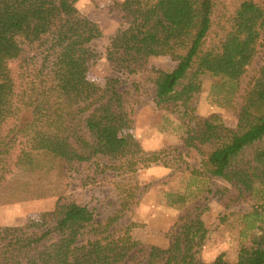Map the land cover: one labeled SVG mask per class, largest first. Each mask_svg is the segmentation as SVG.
<instances>
[{
    "label": "trees",
    "instance_id": "trees-1",
    "mask_svg": "<svg viewBox=\"0 0 264 264\" xmlns=\"http://www.w3.org/2000/svg\"><path fill=\"white\" fill-rule=\"evenodd\" d=\"M78 1L0 0V199L2 193L8 202L48 197L53 172L101 157L114 162L104 169L129 178L163 163L164 152L145 153L121 135L132 118L118 77L142 72L151 58L175 63L155 73V105L184 107L187 114L204 76L233 99L261 54L235 126L218 114L195 116L182 139L198 162L192 174L222 182L212 192L221 207L231 208L245 194L261 197L263 205L242 216L236 260L198 259L208 231L196 209L180 219L169 247L148 250L146 264H264V6L258 0H123L118 9L125 27L105 49L117 76L98 85L87 64L101 30L78 11ZM131 87L147 96L139 82ZM116 190L123 214L135 204L136 190L126 181ZM117 220L99 224L87 206L56 204L36 223L0 228V264H123L139 243L131 226L108 232ZM86 234L92 238L80 243Z\"/></svg>",
    "mask_w": 264,
    "mask_h": 264
},
{
    "label": "rangeland",
    "instance_id": "rangeland-1",
    "mask_svg": "<svg viewBox=\"0 0 264 264\" xmlns=\"http://www.w3.org/2000/svg\"><path fill=\"white\" fill-rule=\"evenodd\" d=\"M122 1L79 0L76 4L78 11L101 30L100 38L90 45L95 55L87 64L89 79L98 85L103 84L106 77L117 76L105 60V49L116 32L125 27L118 9ZM258 2L264 6V0ZM260 65L261 54L247 68L233 99L225 91L216 89L215 80L204 76L202 90L188 104L187 114L184 107L165 111L155 105L153 80L156 71H170L175 67L168 58L153 57L142 72L119 76L118 91L129 94L131 103L127 110L132 118V123L121 130V135L136 140L145 153L164 152L163 163L167 167L160 163L138 171L130 179L121 171L104 169L103 164L114 162L102 157L90 163L61 166L47 179L51 194L48 197L8 202L7 195L1 194L0 228L36 223L43 212L53 209L56 204L75 202L87 206L99 224L117 216L116 224L108 228L109 233L131 226V235L139 243V248L133 250L123 264H146L148 250L151 247H169L180 219L199 209L208 234L198 259L211 262L222 255L227 261L234 262L239 248L242 216L251 212L253 207H261V197L256 199L245 194L231 208L221 207L212 192L222 182L217 178L208 180L192 174L198 162L182 139L194 125L195 116L218 114L225 125L234 127L244 91ZM132 81L139 82L148 91L147 96L135 94ZM125 181L135 188L137 198L131 209L121 214L118 213L116 189L118 183ZM89 238L92 235L82 236L80 243Z\"/></svg>",
    "mask_w": 264,
    "mask_h": 264
}]
</instances>
